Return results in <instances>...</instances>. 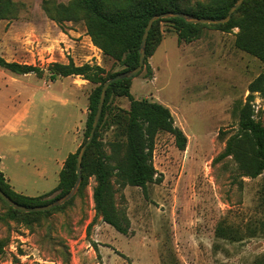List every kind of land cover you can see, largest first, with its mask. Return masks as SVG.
Instances as JSON below:
<instances>
[{
    "label": "rangeland",
    "instance_id": "rangeland-1",
    "mask_svg": "<svg viewBox=\"0 0 264 264\" xmlns=\"http://www.w3.org/2000/svg\"><path fill=\"white\" fill-rule=\"evenodd\" d=\"M45 1L70 0H14L15 12L0 21V53L9 61L45 69L39 77L0 67L2 117L8 114L7 96L15 95L17 103L28 99L43 120L40 129L28 132V161L56 147L69 154L73 134L77 135L74 152L85 139L88 98L95 85L77 76L51 80L50 63H66L74 56L76 64L90 61L106 71L121 69L101 49L94 52L84 42L77 45L85 48L65 50L64 34L82 40L84 34L73 36L70 30L83 32L85 25L56 22L44 10ZM161 29L162 43L149 58L152 76L143 70L131 79L130 90L135 98L167 105L188 142L180 150L170 133L158 134L152 161L162 180L145 190L122 188L113 177L116 203L130 219L129 233L118 232L96 216V182L90 176L71 203L40 221L30 226L0 222V238L5 241L0 264H256L264 258L263 177L243 176L232 156L217 158L238 129L237 107L245 102L250 81L264 72V63L235 46L237 28L224 32L205 27L192 42H179L169 23H161ZM77 86L80 110L72 98ZM110 105L128 108L129 100L113 96ZM254 107L264 124V99L256 96ZM102 137L110 153L113 130L104 128ZM11 157L4 160V167L17 181L19 171ZM35 174L28 167L27 183L15 182L16 186L33 196L51 190L59 180ZM5 211L0 201V213ZM218 226L236 230L237 240L217 237Z\"/></svg>",
    "mask_w": 264,
    "mask_h": 264
},
{
    "label": "trees",
    "instance_id": "trees-1",
    "mask_svg": "<svg viewBox=\"0 0 264 264\" xmlns=\"http://www.w3.org/2000/svg\"><path fill=\"white\" fill-rule=\"evenodd\" d=\"M237 0H70L68 3L45 1L43 8L56 22H83L93 44L101 49L105 57L121 65L117 71H106L97 63L76 64L72 57L68 62H53L47 67L51 80L57 77L78 75L95 86L89 94L88 114L85 122L84 142L90 134L97 112L104 82L119 72L134 69L140 58V45L149 19L159 13L185 12L196 17L223 18ZM16 9L14 0H0V21L10 17ZM169 23L179 42H192L201 37L203 28L232 32L237 28L235 46L264 63V0H244L226 23H189L180 17L161 18L153 23L146 45L143 70L152 76L149 58L153 56L163 40L161 23ZM0 67L15 74L34 73L41 77L45 69L33 64L9 61L0 53ZM140 72V73H141ZM139 73V74H140ZM131 79L114 81L107 94L92 142L88 145L82 161V182L78 193L87 184L90 176L95 179L93 200L96 216L122 234H128L130 219L124 209L116 203L113 177L123 188L127 185L146 189L150 183L162 180L153 165V151L159 133H170L180 150H185L188 137L175 122L171 109L148 98H135L130 90ZM249 94L237 107L238 129L229 136L218 159L232 156L243 176L263 177L264 194V124L255 115V98L264 99V72L258 74L248 85ZM124 96L129 100L128 108H112L111 98ZM112 129L114 139L110 141L111 152L104 148L103 129ZM83 142V143H84ZM75 152H70L59 172L58 184L50 191L30 196L16 191L0 170V187L13 200L26 206L49 203L65 195L77 179ZM57 192V193H56ZM56 193L55 195H53ZM75 197V196H74ZM66 203L46 211L24 212L11 207L1 196L6 211L0 213V222L14 220L30 226L41 217L62 209ZM216 236L237 240L238 232L230 227L218 226ZM5 241L0 238V254ZM256 264H264V258Z\"/></svg>",
    "mask_w": 264,
    "mask_h": 264
},
{
    "label": "crops",
    "instance_id": "crops-1",
    "mask_svg": "<svg viewBox=\"0 0 264 264\" xmlns=\"http://www.w3.org/2000/svg\"><path fill=\"white\" fill-rule=\"evenodd\" d=\"M70 33H73V36H81L83 34L84 36L82 40L77 41V40H72L70 38V35L64 34L66 38H63L62 40L64 42L63 47L65 50H68V48L71 47L73 53L74 49L76 48L78 49L85 48L80 45H77L82 42L85 43L87 49L89 48L94 52L96 50H99L98 47L94 46L90 36L86 32V29L83 32H78L72 29L70 30ZM83 51H86V49H83ZM94 54H97V52ZM91 62H93V60H91ZM76 76L80 77L78 75H75L74 77ZM67 77H72V76H67ZM81 80L88 82V80L83 78ZM79 91H80V87L77 86V91H75L72 94V98H73V105H76L77 108L80 110V98L78 96ZM16 99L17 98L15 97V95L7 96V99L5 100L6 103L5 105L7 106L6 111H8V114H6V116L3 117L1 115V102H0V170L4 173V176L16 191L29 195L27 194L28 192L25 190V188L24 189L18 188L15 184V182L16 183L18 182L21 184V186H24L25 183H27L28 167L36 173L35 174L36 178H41L45 180H49L50 178H53L54 180H56V178L59 179V172L63 168L64 161L68 154L67 155L63 154V152L61 151L62 147H56L55 149L51 148V150L48 151L47 154H45L43 157L38 158L36 155L31 157L32 159L28 161V139H27L28 132L29 131L36 132L38 129H40L41 124H43V120L42 122L40 121L41 119H39V114L37 113V111H35V109L33 110V105L28 99L22 102L19 101L18 103L15 102ZM79 110H78V118L80 116ZM63 135L64 137L66 136L68 137L69 133L64 132ZM76 140H77V135L73 134V136L71 137L72 150L70 152H74L73 145L75 144ZM7 156H12L11 158L13 160V163L16 164V166H14L16 168L15 170L19 171V173L16 175L17 181L14 180L13 176H10V174H8L7 169L4 167V160L7 158ZM40 170L42 171V173L38 174ZM48 191L50 190L37 192L33 196L41 195Z\"/></svg>",
    "mask_w": 264,
    "mask_h": 264
},
{
    "label": "water",
    "instance_id": "water-1",
    "mask_svg": "<svg viewBox=\"0 0 264 264\" xmlns=\"http://www.w3.org/2000/svg\"><path fill=\"white\" fill-rule=\"evenodd\" d=\"M243 1L244 0H237L230 7L228 14L223 18L196 17V16L189 14V13L174 12V11H168V12H163V13L153 15L149 19V21L146 25L143 37H142V42L140 45V58H139L138 65L134 69L117 73L113 77L107 79L103 84L102 92H101V96H100V100H99V104H98V108H97V112L94 116V120L92 123V128H91L90 134L87 137V139L85 140V142L79 147V150L77 152V156H76L77 179H76L74 186L71 188V190L69 192H67L65 195L58 197L57 199H55L49 203H46L43 205L31 206V207L26 206V205H22V204L18 203L17 201L13 200L10 196H8L2 190L1 187H0V196L11 207H13L14 209L20 210V211H24V212L50 210V209H53L57 206H60L64 203H66L67 201L72 199L76 195L78 188L82 182V161H83V157H84V154L87 150L88 145L92 142V140L95 136L96 129L99 125L100 117H101V114L103 111V106H104V102H105V98H106V94H107V89L110 86V84L113 83L114 81L125 79V78L130 79V78L135 77L136 75H138L141 72V70L143 69V67L145 65L147 37H148L150 29L153 26V23L156 20L161 19V18H172V17H180L189 23H196V24L197 23H207V24L226 23L231 19L234 11L242 4Z\"/></svg>",
    "mask_w": 264,
    "mask_h": 264
}]
</instances>
